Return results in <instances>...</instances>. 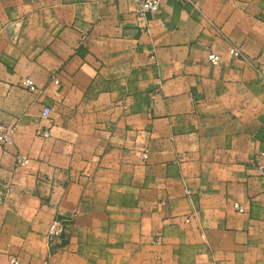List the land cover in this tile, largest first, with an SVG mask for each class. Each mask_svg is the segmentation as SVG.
Listing matches in <instances>:
<instances>
[{
	"label": "crops",
	"instance_id": "1",
	"mask_svg": "<svg viewBox=\"0 0 264 264\" xmlns=\"http://www.w3.org/2000/svg\"><path fill=\"white\" fill-rule=\"evenodd\" d=\"M136 9L0 0V264H264V0Z\"/></svg>",
	"mask_w": 264,
	"mask_h": 264
},
{
	"label": "built area",
	"instance_id": "2",
	"mask_svg": "<svg viewBox=\"0 0 264 264\" xmlns=\"http://www.w3.org/2000/svg\"><path fill=\"white\" fill-rule=\"evenodd\" d=\"M137 5V14L139 17H145L148 13L156 12L160 6L163 0H131ZM178 1H187V0H178ZM228 53L233 58H239L242 55L241 47L238 46H230L228 48ZM206 58L208 62L212 65H217L221 61V57L216 52H209L206 55ZM257 74L259 77L264 79V63L257 65L256 67ZM55 81H57L55 79ZM21 84L25 87H28L30 90L35 91L36 86L34 82L30 78H24L21 80ZM49 108L44 107L40 113L41 120L46 122L48 120L49 116ZM16 123L14 124H6L0 120V144H10L13 142V134L16 129ZM50 134L48 128H42L41 129V135L43 137H48ZM143 157H146V152H143ZM29 158L23 154L18 153L15 156V163L16 166H22L27 164ZM257 171L259 175L264 176V163H261L257 167ZM232 208L239 212H244L245 207L242 206L238 201H232L231 202ZM66 229V222L59 217H55L52 219L50 224L48 225L46 236L48 240L51 242L52 245H55L56 247L61 245L62 242V236ZM159 238H156V241H158ZM11 264H18V260L15 257L10 258Z\"/></svg>",
	"mask_w": 264,
	"mask_h": 264
}]
</instances>
